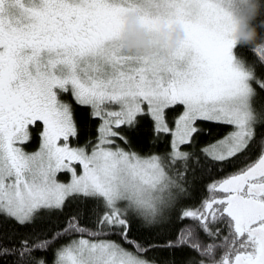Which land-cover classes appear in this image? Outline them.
<instances>
[{"label":"snow or ice","instance_id":"obj_1","mask_svg":"<svg viewBox=\"0 0 264 264\" xmlns=\"http://www.w3.org/2000/svg\"><path fill=\"white\" fill-rule=\"evenodd\" d=\"M225 2L0 0V264H156L161 246L133 233L172 216L163 247L195 253L185 264H264V78L234 65ZM137 6L150 31L183 25L182 47L127 53ZM89 121L95 140L81 144ZM208 125L226 130L183 150ZM145 128L169 138L166 154L132 149ZM208 168L231 171L186 203Z\"/></svg>","mask_w":264,"mask_h":264},{"label":"trees","instance_id":"obj_2","mask_svg":"<svg viewBox=\"0 0 264 264\" xmlns=\"http://www.w3.org/2000/svg\"><path fill=\"white\" fill-rule=\"evenodd\" d=\"M235 48L237 57L241 60L244 66L251 69L252 72L254 71L256 76L264 78V62H261L257 54L250 47L245 45H236ZM65 98L69 99V97L67 96ZM261 99L264 100V95H262ZM79 114L82 116L83 110H81ZM99 123L100 121H89L87 123L86 130L81 133V136L79 138V142L81 144H83L85 140H95L96 129L99 126ZM225 130L226 129L214 125L205 126V132H210V134L202 135L196 145H193L191 147L185 146L183 150L195 152L197 155H199V150L201 147L206 145L214 138L218 137ZM128 135L132 140V149L141 154H153L157 152H159L160 154H166L169 151V138L164 135L156 138L152 135L150 129L148 128L141 130L139 133H129ZM37 142L38 140L35 139L34 134V139L32 140L30 148L36 145ZM117 142L119 143V141ZM201 161L203 162V157H201ZM228 171H231V169H227L221 172L216 170L215 168H208L207 172L203 174V182L198 185L199 190L194 194L195 199L192 201H187L186 203L195 204L196 202H198L202 195H206L203 185L206 184L210 178H222L223 176L227 175ZM65 174L66 173H61L58 175V177L60 179L66 180L67 178L65 179L64 177H62ZM185 223H188V221H185ZM12 227L13 225L9 222H5L3 224L4 231H9ZM179 227H181L180 222L176 219L175 216H172L171 221L163 226L153 227L147 230L134 231L132 238L135 239L137 236H139L141 237L140 243L142 244H144L145 242H150L153 245L161 246L153 249L148 253V256L150 258H154L156 263L158 264H166V262L169 260L175 261V264H185V262L189 258L198 259L195 253H189L187 250H185L184 252L170 251L163 247L169 240L173 239ZM25 231L27 230L23 228L19 229V232L21 233ZM112 238L116 239L115 237ZM202 239H204V237H202ZM52 258V255L48 254L49 261H51Z\"/></svg>","mask_w":264,"mask_h":264},{"label":"clouds","instance_id":"obj_3","mask_svg":"<svg viewBox=\"0 0 264 264\" xmlns=\"http://www.w3.org/2000/svg\"><path fill=\"white\" fill-rule=\"evenodd\" d=\"M223 6L237 21L233 33L236 45L250 47L264 62V0H226ZM125 21L123 43L132 55H153L157 48L167 54L175 53L188 37L183 25H170L166 19L161 20L159 31H150L139 6L125 13Z\"/></svg>","mask_w":264,"mask_h":264},{"label":"rangeland","instance_id":"obj_4","mask_svg":"<svg viewBox=\"0 0 264 264\" xmlns=\"http://www.w3.org/2000/svg\"><path fill=\"white\" fill-rule=\"evenodd\" d=\"M236 47V46H235ZM233 48V57H234V65L235 66H237L238 68H241L242 70H244V71H251V69H249V68H247L246 66H244V64L241 62V60L237 57V53H236V48ZM31 143H32V141L29 143V144H27L26 146H25V150L26 151H29V152H34V151H37L38 150V148H39V141L37 142V144L36 145H34L33 147H31L30 148V146H31ZM123 147V146H122ZM153 154H160L159 152H157V153H153ZM146 155V154H145ZM160 155H164V154H160ZM67 177H66V176ZM65 175H63L62 177H64L66 180H63V179H60L59 177H58V179L61 181V182H64V183H67V182H69V180H70V175L69 174H65ZM156 264H158V263H156Z\"/></svg>","mask_w":264,"mask_h":264}]
</instances>
